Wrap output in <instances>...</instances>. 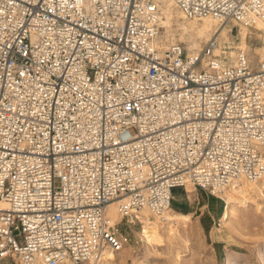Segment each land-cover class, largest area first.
I'll use <instances>...</instances> for the list:
<instances>
[{"label": "built area", "instance_id": "1", "mask_svg": "<svg viewBox=\"0 0 264 264\" xmlns=\"http://www.w3.org/2000/svg\"><path fill=\"white\" fill-rule=\"evenodd\" d=\"M170 2L229 34L264 25V0ZM163 5L0 0V260L98 264L175 188L223 202L264 177V61L220 33L169 40Z\"/></svg>", "mask_w": 264, "mask_h": 264}, {"label": "rangeland", "instance_id": "2", "mask_svg": "<svg viewBox=\"0 0 264 264\" xmlns=\"http://www.w3.org/2000/svg\"><path fill=\"white\" fill-rule=\"evenodd\" d=\"M162 19L163 32L168 39L182 43L187 49H198L217 30L215 34L220 33L232 47L244 48L253 69L264 60L263 27L233 26L229 34L228 26H218L208 19L185 20L167 0H164ZM178 189L182 193L176 197L172 191V195L185 207L175 210L172 203L171 209L185 215V222L174 218L173 234H165L161 242L151 245L141 236L144 223L129 228L121 225L119 233L127 240L121 250L113 252L116 255L112 264H261L260 258H264V190L262 196L251 197L246 205L237 204L227 222H223L225 202L192 186ZM219 210L221 213H217ZM107 216L117 222L113 207L109 208ZM0 264L14 263L0 260Z\"/></svg>", "mask_w": 264, "mask_h": 264}, {"label": "bare ground", "instance_id": "3", "mask_svg": "<svg viewBox=\"0 0 264 264\" xmlns=\"http://www.w3.org/2000/svg\"><path fill=\"white\" fill-rule=\"evenodd\" d=\"M167 1L170 2V0H167ZM205 19H208V20H211L212 22H214L208 16H202L200 18H196L193 20H197V21L200 20L201 21V20H205ZM163 20L164 19H162V16H161V26L164 23ZM252 27H260V29H261V27L264 28V25L262 23H260L259 21H256ZM216 31L217 30H215L214 32H216ZM214 32H212L210 34V36ZM243 182H247V181L241 180V181L234 182V183L230 184L229 187L225 188L220 194H218V196L222 199V201L225 202V207L222 211V216H221V220L223 222H227V219H229V217L231 216V214H232V212H233V210L237 204L244 206V205H246L245 202L248 201L251 197L257 196V195L258 196L263 195V193H261V192H262V190H264V177L258 181H255V182H248L249 185H246ZM186 186H191V185L189 183H186L185 187ZM111 207L114 208V213L117 216V222H118L120 218L116 212L115 204L114 203L110 204L108 207V210ZM108 210H107V213H108ZM174 218H177V219L181 220L182 223H184L186 216L174 212L171 209V207H169V209L164 211L161 215L154 214L150 211L142 212L139 215L140 222L144 223V226H142L144 229L142 231L141 236L145 239L146 244L151 245L154 243L161 242L163 240V235L173 234L172 226H174L176 224L174 222ZM111 223H113V222L111 221ZM159 225H163L165 227H162ZM159 227H162L161 229L164 228V231L162 232ZM123 244L124 243H122V246H123ZM115 255L116 254H114L113 252H110V251L105 253L102 256L101 261L98 264H105V263L106 264H112L115 261ZM260 259L262 261L261 264H264V258L261 257ZM66 264H68V263H66Z\"/></svg>", "mask_w": 264, "mask_h": 264}, {"label": "crops", "instance_id": "4", "mask_svg": "<svg viewBox=\"0 0 264 264\" xmlns=\"http://www.w3.org/2000/svg\"><path fill=\"white\" fill-rule=\"evenodd\" d=\"M181 193H182L181 190H179L178 188H175L173 190V194L176 197H178ZM172 203L174 205L175 210H182L185 207V205L178 198L174 199V197H173ZM171 208H172V204H171ZM217 213H221L220 210Z\"/></svg>", "mask_w": 264, "mask_h": 264}]
</instances>
